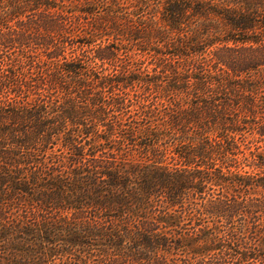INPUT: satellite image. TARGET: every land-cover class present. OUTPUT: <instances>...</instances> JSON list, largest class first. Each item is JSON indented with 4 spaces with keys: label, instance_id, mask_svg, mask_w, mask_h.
Returning <instances> with one entry per match:
<instances>
[{
    "label": "trees",
    "instance_id": "16d2710c",
    "mask_svg": "<svg viewBox=\"0 0 264 264\" xmlns=\"http://www.w3.org/2000/svg\"><path fill=\"white\" fill-rule=\"evenodd\" d=\"M242 228L264 264V0H0V264H239Z\"/></svg>",
    "mask_w": 264,
    "mask_h": 264
},
{
    "label": "rangeland",
    "instance_id": "374dc122",
    "mask_svg": "<svg viewBox=\"0 0 264 264\" xmlns=\"http://www.w3.org/2000/svg\"><path fill=\"white\" fill-rule=\"evenodd\" d=\"M247 168V167H246ZM250 169V168H249ZM237 244V247L239 248V250L243 251V252H247L248 257L243 258L244 261L240 262L239 264H251V251L253 249H251V236L248 232V228H242L240 229V232L238 233V238L234 240ZM237 258H241V256L239 254L235 255ZM237 264V263H236Z\"/></svg>",
    "mask_w": 264,
    "mask_h": 264
}]
</instances>
